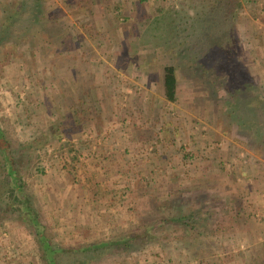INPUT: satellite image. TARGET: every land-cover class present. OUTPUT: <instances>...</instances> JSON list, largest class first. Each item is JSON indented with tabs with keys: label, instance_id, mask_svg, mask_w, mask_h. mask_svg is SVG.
<instances>
[{
	"label": "rangeland",
	"instance_id": "374dc122",
	"mask_svg": "<svg viewBox=\"0 0 264 264\" xmlns=\"http://www.w3.org/2000/svg\"><path fill=\"white\" fill-rule=\"evenodd\" d=\"M22 1L0 0V26L13 23L0 42V124L51 241L81 248L150 226L152 242L75 256H92L90 264H264V74L245 42L254 24L264 25V5L248 0L228 17L211 14V36L233 29L221 46L234 49L259 95L250 122L239 123L227 86L214 84L212 93L178 45L150 44L145 34L156 16L172 28L202 4L41 0L43 23H32L30 10L9 19ZM56 31L66 39L51 45ZM168 64L178 77L175 101L164 93ZM192 210L197 234L165 221ZM34 230L7 217L0 264H41Z\"/></svg>",
	"mask_w": 264,
	"mask_h": 264
},
{
	"label": "trees",
	"instance_id": "16d2710c",
	"mask_svg": "<svg viewBox=\"0 0 264 264\" xmlns=\"http://www.w3.org/2000/svg\"><path fill=\"white\" fill-rule=\"evenodd\" d=\"M37 1L24 0L20 2L16 8L17 10L11 12L9 19L14 21L15 14H26V11L30 10L32 11L30 15L32 23H43L40 8L46 2H41V0ZM188 1H190L189 5L196 6V8L202 4L203 9L196 12L195 15H183L184 22L182 23L176 24L171 22L169 26L172 28H164L165 16H156L145 31V34H150L151 39L149 43L164 46L166 43L170 46L171 43H174L175 46L178 45V54L180 53L188 63L191 74L202 79L206 85L210 84L211 91L214 94H217L214 90V84L221 87L227 86L229 93L225 100L227 104L232 106L230 111L236 113V118H238L237 121L239 123H243V120L245 123L250 122V114L257 109L256 104L260 101L259 95L256 94L255 87L252 84L253 78L243 62L238 60L239 58L233 51L234 49L228 53V49H223L221 46L223 40L224 44L227 45L228 40L235 38L233 29L225 27L219 30L221 35L217 38L210 34V29L215 25L214 19H212L214 17L211 16L212 13L217 15L218 10H220L221 13H224L228 17V15L234 14L239 7H242L244 1L248 0H182L181 3ZM49 21L52 23L57 22L56 19ZM4 24H7V21H4L2 26H0V42L10 38L12 34L11 27L13 28V23L10 22L9 25L5 26ZM191 27L196 29L192 30ZM183 33L185 36L180 42L171 40L172 37H181ZM155 37H160L161 39L166 37L167 41L162 44H157L154 41ZM57 39L65 40L66 37L59 34V31L49 33L48 42L51 45H54ZM164 72L165 97L169 101H175L178 94V77L175 65H165ZM0 163L2 171L4 172V178L0 179V225L10 215H17L20 220L34 227V235L38 245V252L40 253L39 259L41 264H90L92 256L75 255L78 252L80 254L90 252L93 255L98 250L101 251V248L111 246L126 248L138 239L148 240L150 238L151 240L149 242H152L153 237H150L151 227L146 226L140 233L134 234L133 237L125 236L123 238L103 241L98 244H90L81 248H78V246H60L54 244L47 235L46 225L42 222L39 212L34 206L33 201L35 199L24 191L25 182L22 179V171L19 168L17 157L13 153L12 140L1 124ZM195 216L196 212L192 210L164 218L167 223L183 226L186 232L194 231L197 234L202 230ZM254 261L258 262L259 258H255Z\"/></svg>",
	"mask_w": 264,
	"mask_h": 264
},
{
	"label": "crops",
	"instance_id": "0c3cea01",
	"mask_svg": "<svg viewBox=\"0 0 264 264\" xmlns=\"http://www.w3.org/2000/svg\"><path fill=\"white\" fill-rule=\"evenodd\" d=\"M257 4H263L264 0H255V3ZM254 11L251 16V19L255 23L257 20H259L260 9H253ZM264 16V14H262ZM258 24H254V28L249 33V37L245 38L246 44L249 43V50L246 49V52L249 51V59L251 62V66L253 69L262 71L261 74H264V25L257 26ZM261 43V44H260ZM260 44V45H259ZM264 82V77L262 78ZM76 187V185H74ZM78 189V188H77ZM67 196V195H66ZM76 198V195L74 194V200ZM77 203V202H76Z\"/></svg>",
	"mask_w": 264,
	"mask_h": 264
}]
</instances>
